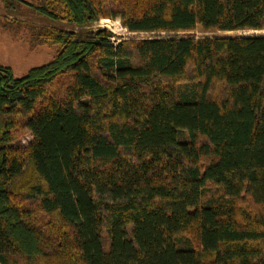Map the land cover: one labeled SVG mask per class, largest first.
Wrapping results in <instances>:
<instances>
[{"label": "trees", "instance_id": "1", "mask_svg": "<svg viewBox=\"0 0 264 264\" xmlns=\"http://www.w3.org/2000/svg\"><path fill=\"white\" fill-rule=\"evenodd\" d=\"M35 10L69 28L0 65V264H264V0Z\"/></svg>", "mask_w": 264, "mask_h": 264}, {"label": "rangeland", "instance_id": "2", "mask_svg": "<svg viewBox=\"0 0 264 264\" xmlns=\"http://www.w3.org/2000/svg\"><path fill=\"white\" fill-rule=\"evenodd\" d=\"M40 3L41 0H0V65L9 67L15 77H22L30 68L52 59L55 47L35 39V32L41 26L69 28L67 24L47 21L37 14L35 8ZM97 28H105L121 38L147 35L128 33L119 20L100 19L90 27L93 30ZM192 33L200 36L225 32H203L197 28ZM29 139L24 132L19 137V143L26 144Z\"/></svg>", "mask_w": 264, "mask_h": 264}]
</instances>
